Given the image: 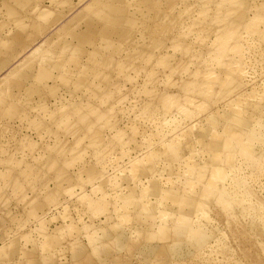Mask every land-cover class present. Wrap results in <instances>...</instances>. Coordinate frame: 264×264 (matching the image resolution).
<instances>
[{
    "label": "rangeland",
    "instance_id": "1",
    "mask_svg": "<svg viewBox=\"0 0 264 264\" xmlns=\"http://www.w3.org/2000/svg\"><path fill=\"white\" fill-rule=\"evenodd\" d=\"M74 2L0 69V264H264V0H156L84 53L58 34Z\"/></svg>",
    "mask_w": 264,
    "mask_h": 264
},
{
    "label": "bare ground",
    "instance_id": "2",
    "mask_svg": "<svg viewBox=\"0 0 264 264\" xmlns=\"http://www.w3.org/2000/svg\"><path fill=\"white\" fill-rule=\"evenodd\" d=\"M45 1L46 0H0V13L4 12L6 10L5 15L7 17L11 18L14 23L15 22H16V24L18 23L21 26L22 31L25 33V34L22 33V31L19 32L20 30L18 32H13V36L10 39L6 36H2V34H1V30H2L1 28L5 24L6 21L4 23L0 24V69L5 67L9 63V61L12 60L17 55L19 50L16 51V49L13 48V43H16L20 47L21 50L27 48L28 45H30L33 41H35L38 36L45 34L47 32V29L50 28L51 25H53V26H54V24L56 25V23H58V21L62 20L65 17V13H61V12L71 11L73 9V7L75 6V5H73V3L75 4L74 0H62L61 1L62 2V8L60 10L58 9L59 7L56 8L58 10L55 9V12L57 11L55 13L53 10H49L48 8H46V2ZM53 1L55 2V0H53ZM53 1L51 0V3ZM84 1H86V0H80V1L78 0V2H80V3H83ZM85 4L86 5L83 8V10H85L84 13L77 14L73 18H70L69 20L66 21V23L62 27H60L58 29L59 31L57 30L58 34H61L62 32H66V34H69L73 38L74 41H77L76 47L75 46H72V47L73 48L75 47L74 48L75 51L80 50V51H82V53H84V50L86 51V49H84L85 48L84 44H86V43H90V44L93 42L104 43L108 39H113L114 36H124L125 31H126V33H128V30H125L122 26L125 25V23H128L130 25H133V24L136 25V19L139 18V17L135 16L136 13L140 14V16L142 15L144 17V19L147 17H150L149 14H146L144 7H147V5H148V7L153 6V5L155 6L156 0H137V1H135V3L131 2L129 0H87V2H85ZM58 5H60V3ZM52 11L55 13V16H53V19L51 20V22L46 26V24H43V18H45V16L49 15V13H51ZM83 17H85L84 20H83ZM51 18H49V19H51ZM77 21H79L78 25L83 24L81 26V28L83 27V30L80 29L78 31V30H75L74 27H72L73 24H75ZM149 28H150V25H149ZM92 53L96 54L97 52L96 53L92 52ZM74 61L77 62V60H74ZM59 65H63V64L55 62V63H51L50 65H47V66L46 65L41 66V64H40V68H37L35 66V64H30L27 68L25 67L26 68V69H24L25 71L19 75H21V77L24 80H29V82L30 81L33 82V83L31 82L29 88H27L26 90H29V92H32V93L37 92L40 94V91L43 90L46 86L45 83L49 79H52L55 77V76H53L54 75L53 69L59 68ZM59 77L60 76L58 75L57 78H59ZM17 86H20V84H17ZM14 96H17V94ZM41 99L42 98H40L39 101H41ZM213 122H215V121L213 120ZM246 143H247V141H246ZM251 145H253V144H251ZM246 146H247V148H249L248 144ZM243 147H244V144H243ZM253 149H254V146H253ZM247 151L249 152L248 149H247ZM250 151L252 153V149H250ZM254 153H252L251 155H253ZM251 155H250V158H251ZM51 162H52V160H51ZM214 167H217V166H214ZM221 169H224V168H221ZM221 169H219V170L216 169L214 172L212 171L213 177L209 178V176H208L207 178L211 179L210 180L211 182L213 180V183H214L216 178H218V177L220 178V176L222 175L223 170H221ZM212 170H214V168ZM219 178L216 181H218ZM224 180H225V178H224ZM221 181H223V180H221ZM221 187H222L221 185H220V187H218L219 190L222 189L224 191L225 187L224 188H221ZM226 188H227V186H226ZM234 190H235V188H234ZM230 191H229V193H230ZM166 192H168V191H166ZM232 192H233V190H232ZM235 193L236 192H234V194ZM126 200H129V199H126ZM152 202H150V203H152ZM148 206L149 205H147L146 207H148ZM119 210H118V212H119ZM195 210H196V208H195ZM201 211L203 212L202 208H201ZM118 212H117V214H119ZM122 213L123 212L121 211L120 215H122ZM160 213H161V211H160ZM120 215H119V217H122L125 214L122 216H120ZM261 215H263V214H261ZM114 231H115V229L113 230V232ZM117 235L115 234L112 236L117 237ZM147 237H151V236L148 235ZM49 242H52L50 245L53 246V243L55 241L49 240ZM49 242H48V244H49ZM168 245H165V246L168 247ZM164 247L163 246L160 247L159 245H156V246L152 245L151 247L147 246V248H146L147 251H144V254H142L140 252L141 256L143 257L142 260L150 262L151 259L157 257L158 258L157 261L160 260V261H162V263L165 262V260L168 258V254L166 253L167 251L165 252L166 249ZM47 249H48V247H47ZM77 249H79L77 251L80 253L74 254L75 253L74 252L73 256L74 255L75 256L74 257L72 256L74 258V260H76V261L78 259L79 260L83 259L86 256V253H84V251H83V249H84L83 246H81ZM80 250L83 252H81ZM138 251H140V250H138ZM30 253H31V251H30ZM198 253H199V251H198ZM31 254L36 255L35 252L31 253ZM35 255H34V257H35ZM27 259H28L27 262H29V263H35L34 261L39 262L38 260H34L30 254H28ZM166 262H168V261H166ZM105 264H110V263L106 262Z\"/></svg>",
    "mask_w": 264,
    "mask_h": 264
}]
</instances>
